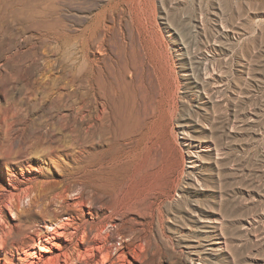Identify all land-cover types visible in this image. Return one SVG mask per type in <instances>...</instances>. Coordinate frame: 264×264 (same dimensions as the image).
I'll use <instances>...</instances> for the list:
<instances>
[{
	"label": "rangeland",
	"instance_id": "rangeland-1",
	"mask_svg": "<svg viewBox=\"0 0 264 264\" xmlns=\"http://www.w3.org/2000/svg\"><path fill=\"white\" fill-rule=\"evenodd\" d=\"M29 1L61 39L16 19L29 4L0 0V170L58 144L82 149L85 183L70 179V197L110 247L133 243L156 264H264V0ZM78 63L111 96L104 126L77 144L67 81Z\"/></svg>",
	"mask_w": 264,
	"mask_h": 264
},
{
	"label": "bare ground",
	"instance_id": "bare-ground-1",
	"mask_svg": "<svg viewBox=\"0 0 264 264\" xmlns=\"http://www.w3.org/2000/svg\"><path fill=\"white\" fill-rule=\"evenodd\" d=\"M13 3L18 5L29 4L27 14H24L26 12L24 9L16 13L18 17L16 19H20L24 26L36 25L42 30L45 28L48 36L61 39L56 19H50L49 9L42 7V5L40 7L39 1L8 0L7 6L9 7V4L12 6ZM0 13H2L1 10ZM97 24L100 25L99 23ZM97 29L99 30V28ZM90 31L86 32L90 34L92 32ZM100 32L102 33V30ZM104 38L100 36L99 45L97 43V58L106 53L104 51L108 49L104 48L108 47L104 46ZM81 40L78 39L79 42ZM76 43L78 42L76 41ZM82 43L84 46V41L81 42V45ZM75 44L73 47L80 45ZM87 45L89 46L88 43ZM78 49L80 50H78L80 54L82 50L85 51L82 47ZM86 52L85 55H87ZM105 55L103 54L102 58ZM76 58L78 57L76 56ZM84 62L82 61L83 64ZM77 66L73 68L74 70L71 69V74H69L71 78L67 81L78 92H76V105L73 104L77 110L75 115L73 114L75 116V125L71 128L72 142H79L83 133H93L98 127L104 126L108 118L110 95L108 89L105 87L106 85L104 86V84L100 83L101 80L98 77L100 71L90 68V70H85L82 66H79V63ZM84 67L86 66L84 65ZM98 68L100 69V67ZM55 74V78H61L60 75ZM49 80L51 82L45 81L41 85L48 90L57 88V80ZM84 130L87 132H83ZM81 154L82 149L74 152L65 145L58 144L54 149L43 151L39 159L30 160L28 164H24L22 160L15 161V165H11L9 161L5 162L7 168L3 169V171L0 170V264H156L154 261H149L143 255V250L133 243H131L134 245L133 247L130 243H128V247L126 245L124 247H110L104 240L103 231L105 229L97 224L88 226V221L83 223L87 213H89V204H86L80 197H70V192L74 187L69 184L70 179L74 180L81 187L85 183L77 161L81 157ZM44 170L51 173L49 178L40 177L39 174ZM31 208H34L37 213L36 217L40 221L38 226H34L33 221H29V217L33 215L30 212ZM9 213L19 219L23 216L27 217L29 221L28 227L17 231L15 224L10 219ZM122 234L124 235V232ZM131 240L136 242L137 236Z\"/></svg>",
	"mask_w": 264,
	"mask_h": 264
}]
</instances>
